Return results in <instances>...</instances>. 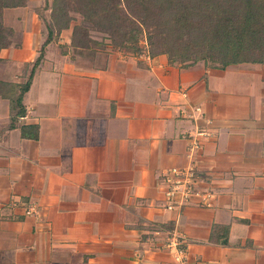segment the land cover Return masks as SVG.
I'll use <instances>...</instances> for the list:
<instances>
[{
  "label": "crops",
  "instance_id": "obj_1",
  "mask_svg": "<svg viewBox=\"0 0 264 264\" xmlns=\"http://www.w3.org/2000/svg\"><path fill=\"white\" fill-rule=\"evenodd\" d=\"M51 3L5 9L0 78H28ZM80 21L45 45L19 125L0 95V264H264V63H172L97 31L103 44L78 52ZM198 127L191 160L211 195L169 209L165 175Z\"/></svg>",
  "mask_w": 264,
  "mask_h": 264
},
{
  "label": "trees",
  "instance_id": "obj_2",
  "mask_svg": "<svg viewBox=\"0 0 264 264\" xmlns=\"http://www.w3.org/2000/svg\"><path fill=\"white\" fill-rule=\"evenodd\" d=\"M28 2L0 0V61L13 32L5 22V9ZM51 6L49 37L28 78L20 82L0 78V95L11 102L10 127L19 125L27 113L24 97L45 45L77 18L73 12L81 14L71 38L78 52L91 44H103L93 37L92 30H97L123 51L148 50L152 56L165 53L172 63L204 61L222 68L232 63H264V0H52ZM20 128L25 136L31 135L25 124Z\"/></svg>",
  "mask_w": 264,
  "mask_h": 264
},
{
  "label": "built area",
  "instance_id": "obj_3",
  "mask_svg": "<svg viewBox=\"0 0 264 264\" xmlns=\"http://www.w3.org/2000/svg\"><path fill=\"white\" fill-rule=\"evenodd\" d=\"M196 109L202 112V107L197 106ZM200 135H208V131L204 128H197L195 132L191 133V144L189 146L188 156L190 161L186 165L173 166L165 175V194L167 198L166 207L173 209L180 207L188 202L192 197H199L202 200L208 199L211 195L206 191H202L197 187V166L193 160H191L195 152L201 148L202 141ZM27 214H33L35 211L33 207L27 209ZM172 244L174 247H178L180 240L178 237H173ZM176 258L178 260H184L186 258V252L178 249Z\"/></svg>",
  "mask_w": 264,
  "mask_h": 264
},
{
  "label": "rangeland",
  "instance_id": "obj_4",
  "mask_svg": "<svg viewBox=\"0 0 264 264\" xmlns=\"http://www.w3.org/2000/svg\"><path fill=\"white\" fill-rule=\"evenodd\" d=\"M11 10V8L8 10V12ZM75 15H77V18H79V19H81V14L80 13H78V12H73ZM76 18V19H77ZM93 31H97V30H92V34H93ZM97 32H99V31H97ZM99 33H101V34H103L102 32H99ZM102 41V40H101ZM141 43L142 44H144L145 43V39H143L142 41H141ZM252 65V64H251ZM3 75V73H2V71L0 70V76H2ZM255 78H256V76L254 75L253 76V80H255ZM259 98H261L260 96H257V99H259ZM176 208V207H175Z\"/></svg>",
  "mask_w": 264,
  "mask_h": 264
}]
</instances>
